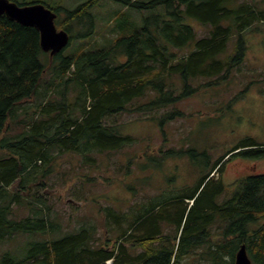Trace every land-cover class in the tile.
<instances>
[{
    "label": "trees",
    "instance_id": "trees-1",
    "mask_svg": "<svg viewBox=\"0 0 264 264\" xmlns=\"http://www.w3.org/2000/svg\"><path fill=\"white\" fill-rule=\"evenodd\" d=\"M11 1L41 2L56 16L65 10L61 0ZM98 1L65 10L58 29L71 39L73 25L90 17ZM114 1L149 13L131 34L95 51L81 45L51 56L37 28L0 15V264H234L242 244L253 264H264V173L245 174L230 187L222 178L225 157H264V142L252 139L201 164L192 189L144 194L125 209L91 199L97 215L64 229L48 195L56 187L50 179L58 154H79L89 166L133 146L136 139L120 130L123 113H147L161 126L188 117L182 101L227 84L241 69L247 33L264 39L262 0ZM194 22L206 32L198 34ZM255 84L264 85V71L244 88ZM21 235L24 247L15 244Z\"/></svg>",
    "mask_w": 264,
    "mask_h": 264
},
{
    "label": "rangeland",
    "instance_id": "rangeland-1",
    "mask_svg": "<svg viewBox=\"0 0 264 264\" xmlns=\"http://www.w3.org/2000/svg\"><path fill=\"white\" fill-rule=\"evenodd\" d=\"M42 1L50 4L58 2ZM61 1L65 10H72L87 0ZM65 10L59 11L56 16L57 27L65 17ZM148 13L114 0H99L90 8V17L82 18L73 25L69 45L62 52L73 53L81 45L86 51L102 49L118 35H129L140 27L142 17ZM192 25L198 34L206 32L204 26L196 22ZM263 40L258 31L247 33L248 46L241 69L234 71L227 84L201 89L182 101L180 107L185 114H190L188 117L161 126L158 121L145 118L147 113H123L119 116V121L124 123L120 130L136 139L133 146L102 155L96 160V165L90 163L89 166L82 164L79 154H58L50 179L56 187L48 195H52L55 209L60 211L64 229L79 226L82 217L97 215L98 204L91 199L125 209L130 202L143 200L144 194L167 197L175 190L192 189L197 179L196 170L201 164L213 163L228 149L246 139L264 142V85L244 88L252 75L264 71ZM233 43L232 39L229 47L232 48ZM168 150L177 153H165ZM188 150L191 153L186 152ZM227 159H224L222 178L228 187L242 176L264 173V157L235 155ZM136 161L141 162L138 167ZM128 164H132L134 169L123 175ZM214 175L217 176L218 171ZM85 176H90V182ZM109 177L122 180L109 184L106 181ZM133 187H138L137 194H134ZM40 191L47 193L48 190ZM38 238L39 234L31 237L33 240ZM25 241L26 238L21 235L15 244H23L21 247H24Z\"/></svg>",
    "mask_w": 264,
    "mask_h": 264
},
{
    "label": "water",
    "instance_id": "water-1",
    "mask_svg": "<svg viewBox=\"0 0 264 264\" xmlns=\"http://www.w3.org/2000/svg\"><path fill=\"white\" fill-rule=\"evenodd\" d=\"M6 15L25 26H33L40 34V47L52 56L61 52L69 43V33L55 24L56 13L44 3L34 2L24 5L11 0H0V15ZM234 264H253L242 244L236 252Z\"/></svg>",
    "mask_w": 264,
    "mask_h": 264
},
{
    "label": "bare ground",
    "instance_id": "bare-ground-1",
    "mask_svg": "<svg viewBox=\"0 0 264 264\" xmlns=\"http://www.w3.org/2000/svg\"><path fill=\"white\" fill-rule=\"evenodd\" d=\"M59 1V0H58ZM80 20V19H79ZM145 25V24H144ZM141 32V31H140ZM142 33V32H141ZM144 33V32H143ZM141 36H142V34H141ZM118 37L120 38L121 37V35H118ZM116 39V38H115ZM85 53H87V52H85ZM123 53V52H122ZM69 56V55H68ZM58 57V56H57ZM85 59V58H84ZM71 60V59H70ZM112 63H113V61H112ZM66 64V63H65ZM64 66V65H63ZM70 66V65H69ZM52 75V74H51ZM87 79V78H86ZM80 85V84H79ZM39 88V87H38ZM98 91V90H97ZM98 96V95H97ZM69 108V107H68ZM121 113V112H120ZM70 118V117H69ZM79 118V117H78ZM75 121V120H74ZM80 122V121H79ZM212 170V169H211ZM209 181V180H208ZM213 182V181H212ZM35 190V189H34ZM186 191V190H185ZM192 191V190H191ZM184 195V194H183ZM27 201V200H26ZM160 204V203H159ZM49 205V204H48ZM165 206V205H164ZM144 211V210H143ZM160 212V211H159ZM189 216V215H188ZM11 218V217H10ZM177 218V217H176ZM182 218V217H181ZM191 220V219H190ZM153 221V220H152ZM190 222V221H189ZM229 222V221H228ZM186 225V224H185ZM184 225V226H185ZM140 226V225H139ZM175 230V229H174ZM121 231V230H120ZM160 231V230H159ZM122 232V231H121ZM210 234V233H209ZM194 235V234H193ZM159 239V238H158ZM41 242V241H40ZM49 242V241H48ZM173 244V243H172ZM158 248V247H157ZM36 250H37V248H36ZM198 250V249H197ZM160 251V250H159ZM193 251V250H192ZM237 251V250H236ZM201 252V251H200ZM196 253V252H195ZM9 254V253H8ZM202 254V253H201ZM176 255V254H175ZM12 256V255H11ZM177 256V255H176ZM204 261V260H203ZM176 262V261H175ZM17 263V262H16ZM210 263V262H209Z\"/></svg>",
    "mask_w": 264,
    "mask_h": 264
}]
</instances>
